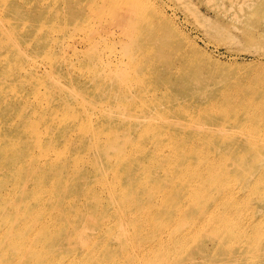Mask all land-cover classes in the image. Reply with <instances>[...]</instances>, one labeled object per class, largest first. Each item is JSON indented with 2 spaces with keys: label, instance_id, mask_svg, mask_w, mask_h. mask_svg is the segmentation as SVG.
I'll use <instances>...</instances> for the list:
<instances>
[{
  "label": "rangeland",
  "instance_id": "374dc122",
  "mask_svg": "<svg viewBox=\"0 0 264 264\" xmlns=\"http://www.w3.org/2000/svg\"><path fill=\"white\" fill-rule=\"evenodd\" d=\"M82 1L0 0L1 242L9 241L2 236L13 229L6 214L14 217L17 225L20 224L13 233L18 239L28 231L22 225L26 213L34 219H46L57 208L56 205L61 203L65 206H78L82 209L81 213L87 214L81 218L79 216V221L66 223L65 225L71 226L68 230L73 227L81 230L82 226L95 225L98 226L95 228H99L93 233V246L88 249L78 245L76 240L69 241L68 244L59 238L48 242L53 249L55 244L63 245L65 257L83 258L84 261L74 264H110L114 260H117L115 264H142L132 262L138 251H143L141 259L146 260V256H149L148 260L152 262L151 256L145 254V249L160 235V229L167 216H170L169 211L174 210L182 198V191L188 188L189 183L198 185L200 183L195 182L197 180L231 178L234 190L241 183L246 186L244 190L253 185L258 186L254 194L234 207L239 212L238 221H244L241 217L247 216L251 225L243 229V232H238V248L242 250L224 259L215 257L216 260L212 263L209 258L203 261L205 264H264V256L255 257L256 252L264 251V180H254L256 169L264 170L262 121L258 131H252L257 154L246 160H240L235 155L224 158L225 154L234 148L239 150L242 145L233 146L226 142L214 148L215 144H208L197 133H201L202 128L210 121L217 122L225 117L219 114H176L174 109V105L183 103L190 111H194L198 102L205 101L203 98L206 95L203 92H186L178 100H162L158 97L160 89L154 85L152 91H145L144 104L138 108L122 103L119 97L123 91L111 88L107 92L113 98L101 101L100 107L107 108L115 100V106L111 112L108 111L113 115L112 122L116 124L113 132L118 134L119 142L127 141L132 149L138 150L134 155L136 160L129 164L140 172L111 180L113 167L103 160L102 154L95 153V162L91 166L86 163L89 157L87 151L74 153L64 146L65 132H72L71 139L84 148L89 142L107 140L104 133L94 131L99 128V120L102 118L97 110L98 101L93 97L80 99V86L96 75L92 70H86L85 63H80L73 54L89 43V33L80 27L65 36H59L55 32L60 20L54 15L55 11L66 12L68 8L78 7ZM139 1L150 7L148 17L155 30L154 39H161L177 49L165 39L164 34L168 33L173 43L181 47V50L177 49V53L169 47L166 52L171 58H180V62L176 63L184 65L182 81L187 84L185 91L196 92L194 84L205 86L214 92L230 88L243 92L253 91L264 106V87L251 89L237 84L238 78L249 71V65L254 64L256 54L253 52H262L260 45L253 41L257 33L264 38V29L261 32L257 27L264 13V0ZM191 11H196L205 22L198 23ZM30 38H34V47L27 43ZM42 39H46L47 43L41 42ZM114 51L122 53L120 48ZM49 61L57 62L66 82L62 76L51 75V70H44ZM69 82L77 86H71ZM97 83L99 82L93 83L84 91L95 87ZM143 90L141 84L130 87L132 93ZM153 94L158 96L150 101ZM83 109L93 118L86 117ZM75 110L80 113L78 117L73 116ZM152 115L151 119L146 120L163 117L165 122L174 124L180 132L171 134L170 129H165L148 133L143 129V124H134L136 119ZM245 121L247 124L251 123L248 119ZM240 130L246 132L244 129ZM222 132L219 135L226 138L238 133L230 128ZM2 154L7 157L2 158ZM76 157H81L82 161L75 162ZM171 157L174 158L167 161ZM123 166H128V161ZM42 171L52 172L44 182L39 181ZM241 171L245 172L246 177ZM79 183H84L82 189L76 186ZM64 185H69L71 189H65ZM58 186L61 188L57 189ZM134 187V190H130ZM259 190L260 194L257 192ZM161 191L164 192L163 197L159 194ZM241 193L245 194L244 191ZM199 197L202 199L204 195ZM162 198L166 201L163 210L166 213L142 226L134 216L146 203ZM22 199L27 202L21 206L19 202ZM36 206L44 208H34ZM174 214L176 213L172 216ZM188 215L185 211L182 215L178 213L179 221L170 226L161 237L166 238L171 233L176 235L183 226L189 228V246L205 244L204 236L207 231L190 232L192 219ZM29 232L32 234V241L22 244H26L29 249H42L30 258L31 264H43L41 256L46 255L44 245L47 242L41 236L35 237L32 231ZM8 248L16 261L19 254L27 252L15 245ZM90 251L94 252L86 255ZM155 255L164 261L162 253ZM48 258L52 263L45 264H59L60 257L54 260V256L48 255ZM176 259L178 263L181 261L182 264H193L191 257H186L185 253ZM197 259L202 258L197 256Z\"/></svg>",
  "mask_w": 264,
  "mask_h": 264
},
{
  "label": "bare ground",
  "instance_id": "6f19581e",
  "mask_svg": "<svg viewBox=\"0 0 264 264\" xmlns=\"http://www.w3.org/2000/svg\"><path fill=\"white\" fill-rule=\"evenodd\" d=\"M149 9L150 7H146L139 0H83L78 7L68 8L66 12L55 11L54 15L60 18L59 25L55 29V32L59 36L72 33L77 27L84 28L89 33V43L83 49L77 50L73 54L80 63H85L84 67L86 70H92L96 75V77L80 86L82 89L80 99L93 97L98 101L97 110L99 116H102V118L99 120V128L94 129V131L102 132L107 136L106 141L95 140L94 143L89 142L87 147L84 148L77 141L71 139L70 135L72 132L70 134L65 132L63 137L64 146L74 153L80 154L82 151H87L89 157L86 163L91 164V166L95 162V153L102 154L103 160L109 162L113 167L111 180H116L119 176H132L140 172L129 164L136 160L134 155L137 154L138 150L132 149L127 141L119 142L118 134L113 132L116 124L112 122L113 115L109 114L108 111L111 112L112 107L115 106V100H112L107 108L100 107V103L104 99L111 100L113 97L110 92H107V89L115 88L123 91L119 97L122 103L139 108L144 104L145 91L149 89L152 91L155 85L160 89V95L153 94L150 101L154 100L157 96L162 100H178L181 96L184 97L186 92H191L192 94H198L200 91L203 92L206 95L203 98L205 101L198 102L194 111H190L186 104L181 103L174 105L176 114H219L225 117L217 122L210 121L209 124L202 128V132L197 134L203 137L208 144H215L214 148L226 142L233 144V146L242 145L239 150H235L234 148L225 154L224 158H230L233 155L237 156L240 160L252 158L257 154V151L254 149L256 143L252 131H258L261 126L260 121L264 123L263 102L255 96L253 91L243 92L235 88L214 92L208 90L205 86L194 84L193 87L197 90L196 92L192 90L185 91L184 89L187 84L182 81L184 79L182 76L184 65L176 63L177 61L180 62V58H171L166 52L167 47L171 48L175 53L179 52L178 50H181V47L173 43L172 37L168 33L164 34L165 39L178 50L161 39H154L156 34L149 21ZM191 12L198 23L202 24L205 22L196 11ZM257 27L260 31L262 28L264 29V13L260 17ZM32 41H34V38L28 39L27 43L31 47H34ZM41 42L47 43V40L42 39ZM253 42L260 45L262 52L259 50L253 52L256 54L254 64L249 65V71L238 78L237 84L251 89H258L259 87H264V38L260 33H257ZM43 48L45 49V47ZM116 48H120L122 53H116L114 51ZM44 70L46 72L51 70V75L63 77L56 61H49V64L44 66ZM63 79L66 82L64 77ZM95 82L99 83L95 87L84 91L85 88ZM68 84L77 86L73 82H69ZM133 84H141L144 90L134 93L130 92V87ZM83 111L86 117L89 119L93 118L84 109ZM79 114L77 110L73 112L74 117H78ZM152 117L153 115L136 119L134 124L136 126L143 124V129L148 133L159 132L165 129H170L171 134L180 132L177 131L174 124L165 122L163 117L157 120H146ZM245 119H248L251 123L247 124ZM228 128L237 130L238 133L228 138L221 137L219 133L227 131ZM240 129H244L246 132ZM79 133L84 134L83 132ZM261 148L264 149V144L261 145ZM1 157L6 158L7 155L2 154ZM173 158H168L167 161ZM74 160L80 163L82 158L76 157ZM100 160H102L101 157ZM126 161H128V166L124 167L123 165ZM112 162L114 163L112 164ZM241 174L246 177L245 172L241 171ZM51 175L52 172L42 171L39 175V181L44 182ZM85 175L86 172L83 177ZM254 180L255 182H262L264 180V170L256 169ZM195 182H199L200 184L189 183L188 188L182 191V198L177 202L178 204L174 210L169 211L168 214L170 216H167L164 226L160 229V235L153 244L145 249L147 252L145 254H149L153 261L148 260L149 256H146V260L141 259L143 251H138L132 262L142 264H182L181 261L179 263L178 261L176 262V258L180 254L185 253L186 257H191L193 264H205L203 259L209 258L212 263L216 260L214 259L215 257L224 259L227 256L235 255L238 250H242L238 248L237 235L238 232H243V229L249 227L251 223L247 216L241 217L245 223H243L244 221H238L239 212L234 210V207L242 203L247 196L254 194L258 186L253 185L248 190H244L246 186L244 183H241L234 190L231 178L211 179L207 181L197 180ZM83 184L79 183L76 186L82 189ZM60 188V186L57 187V189ZM64 188L67 190L71 189L69 185H64ZM134 189L135 187L130 188V190ZM242 191L245 194L241 193ZM257 192L261 193L260 190ZM159 194L163 197L164 192L161 191ZM201 194L204 195L202 199L199 197ZM26 202V199H22L19 205H25ZM184 203L193 210L185 207ZM79 204L83 205L82 203ZM165 204L166 201L163 198L158 201H150L134 217H137L141 225L145 226L151 223L154 218L166 213V211H163L166 207L164 206ZM56 206L57 208L51 216L46 219H41V217L34 219L26 213L22 225L28 231L25 236H21L18 239L14 237L13 233L15 229L20 227V224L17 225L16 219L5 213L13 229L8 234L2 236L7 237L9 239L8 242H1L2 238H0V264H31L30 256H35L42 249H29L26 244H22L32 241L30 239L32 234L29 231H32L35 237L41 236L47 242L44 245V253L46 255L41 256L43 264L52 263L48 255L54 256V260L60 257L59 264H74L75 262L84 261L82 257L63 256V245L55 244V248L53 249L48 242H53L59 238L64 239L65 243L68 244L69 241L76 240L79 242L78 245L88 249L89 246H93L92 238L95 236H93V233H95L96 229H99L95 228L98 226H82L81 230L73 227L71 230H68L67 228L71 226L65 225L66 223H73L75 220L79 221L81 217L87 214L81 213L82 209L78 206H65V204L61 203ZM34 208L44 207L36 206ZM183 211L189 214L188 216L192 219L189 226L191 227L190 232L194 230L207 231V234L204 236L205 244L189 246L188 242L191 238L189 228L183 226L179 229L178 235L171 233L167 234L166 238L161 237L170 226L179 221L177 215L178 213L182 215ZM174 212L177 215L174 214L172 216ZM52 230H55V232L52 233ZM11 245H15L27 252L19 254L16 261L8 250V247ZM93 252L90 251L86 255H91ZM155 253H162L164 261L156 257ZM197 256H200L202 259L198 260ZM260 256H264V251L255 253V257ZM166 259L171 260L167 261ZM116 261L114 260L110 264H115ZM96 264L104 263L97 262Z\"/></svg>",
  "mask_w": 264,
  "mask_h": 264
}]
</instances>
